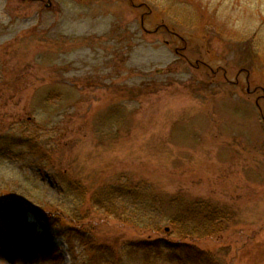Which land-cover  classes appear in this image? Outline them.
Segmentation results:
<instances>
[{
  "label": "rangeland",
  "instance_id": "rangeland-1",
  "mask_svg": "<svg viewBox=\"0 0 264 264\" xmlns=\"http://www.w3.org/2000/svg\"><path fill=\"white\" fill-rule=\"evenodd\" d=\"M127 183L159 208L116 196L105 213L96 198ZM181 198L192 227L218 208L214 234L178 240ZM7 199L32 211L18 224L0 203V264H70L55 212L115 249L162 238L264 264V0H0Z\"/></svg>",
  "mask_w": 264,
  "mask_h": 264
},
{
  "label": "trees",
  "instance_id": "trees-1",
  "mask_svg": "<svg viewBox=\"0 0 264 264\" xmlns=\"http://www.w3.org/2000/svg\"><path fill=\"white\" fill-rule=\"evenodd\" d=\"M148 191L150 190H147L143 185H130L127 183L124 186L119 185L110 187L105 191L103 190L102 195L98 196L96 199L101 208L104 207L106 210L111 208V211L107 210L105 212L108 214L113 213L114 205H111L108 208L106 205L108 202L114 201L116 196L130 199V201H132L131 198L135 199L139 196L143 203L139 205V209L144 210L148 206L149 209H152L153 211V209L159 208L157 203L160 204L163 199L160 198L162 196H153ZM180 200H182V202L179 203L180 210L177 214L174 215L166 213L169 219L168 223L178 232V240L186 241L193 236H198V238L202 239L214 234L215 231H206L205 229L209 226L215 227L218 225V208H212L209 215L203 216L205 217L204 224H209L207 227L205 225L200 226L197 224L198 222H196V225L192 227V222L198 217H201V213H195L197 209L193 210L191 204H188L186 206V210L183 211V207L185 206L184 204L187 202L184 201L185 198H181ZM13 201V199H7L0 201V203H6V205H4V209L8 213L7 216L11 217L12 220L14 219L13 222L19 224L20 222L18 219H21L23 216L25 217L26 214L28 215V212H31L32 210L23 206L26 211L22 214L23 216L15 215L12 212V209H16V206L11 205L15 204ZM200 207L201 205L199 208ZM40 211L43 212L44 210L40 209ZM48 215H53L57 222L61 223V226H57V234L58 238L64 239L69 247L70 264H220L212 254L201 251L193 244H186L183 242L170 243L162 238H157L152 241L149 240L127 243L125 246L115 249L109 244L98 243L94 236H92L85 229L81 230L80 228L75 230L67 224H62L61 221L65 218L63 214L55 212L53 214L49 213ZM159 231L160 229L154 230V232ZM41 240H43V244H41L40 240L34 243V250L44 248L46 239ZM75 241H80L83 246V252L80 259H78L79 256L75 252ZM47 242L49 243L51 241L47 240Z\"/></svg>",
  "mask_w": 264,
  "mask_h": 264
},
{
  "label": "water",
  "instance_id": "water-1",
  "mask_svg": "<svg viewBox=\"0 0 264 264\" xmlns=\"http://www.w3.org/2000/svg\"><path fill=\"white\" fill-rule=\"evenodd\" d=\"M166 231H168V229H166Z\"/></svg>",
  "mask_w": 264,
  "mask_h": 264
}]
</instances>
